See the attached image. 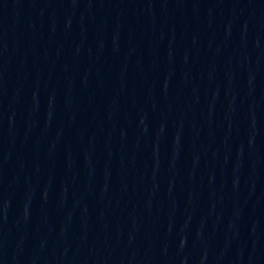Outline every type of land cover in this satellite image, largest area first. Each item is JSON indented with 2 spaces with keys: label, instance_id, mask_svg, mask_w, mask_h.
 <instances>
[{
  "label": "water",
  "instance_id": "water-1",
  "mask_svg": "<svg viewBox=\"0 0 264 264\" xmlns=\"http://www.w3.org/2000/svg\"><path fill=\"white\" fill-rule=\"evenodd\" d=\"M0 264H264V0H0Z\"/></svg>",
  "mask_w": 264,
  "mask_h": 264
}]
</instances>
